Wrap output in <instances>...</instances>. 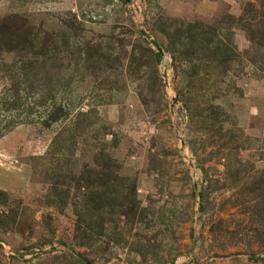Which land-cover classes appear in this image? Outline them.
I'll list each match as a JSON object with an SVG mask.
<instances>
[{"label":"rangeland","instance_id":"rangeland-1","mask_svg":"<svg viewBox=\"0 0 264 264\" xmlns=\"http://www.w3.org/2000/svg\"><path fill=\"white\" fill-rule=\"evenodd\" d=\"M0 264H264V0H0Z\"/></svg>","mask_w":264,"mask_h":264}]
</instances>
